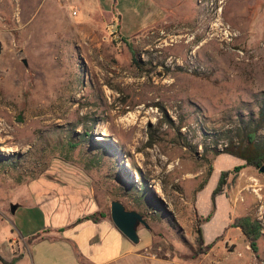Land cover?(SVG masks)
Returning a JSON list of instances; mask_svg holds the SVG:
<instances>
[{
	"label": "rangeland",
	"instance_id": "obj_1",
	"mask_svg": "<svg viewBox=\"0 0 264 264\" xmlns=\"http://www.w3.org/2000/svg\"><path fill=\"white\" fill-rule=\"evenodd\" d=\"M263 105L264 0H0L1 251L47 224L39 192L144 213L171 261L129 264H264V162L222 152Z\"/></svg>",
	"mask_w": 264,
	"mask_h": 264
},
{
	"label": "crops",
	"instance_id": "obj_2",
	"mask_svg": "<svg viewBox=\"0 0 264 264\" xmlns=\"http://www.w3.org/2000/svg\"><path fill=\"white\" fill-rule=\"evenodd\" d=\"M35 196L48 216L47 224L39 231L13 237L10 255L2 252L0 246L1 255L8 261L17 251L21 258L15 264H129L140 257L147 262L170 260L167 257L149 258L144 251L140 254V250L147 245L132 242L118 229L111 217L80 221V217L98 211V206L94 204L83 211L84 207L67 200L55 197L46 199L39 192ZM13 241L17 242L16 246ZM0 264L3 263L0 261Z\"/></svg>",
	"mask_w": 264,
	"mask_h": 264
},
{
	"label": "trees",
	"instance_id": "obj_3",
	"mask_svg": "<svg viewBox=\"0 0 264 264\" xmlns=\"http://www.w3.org/2000/svg\"><path fill=\"white\" fill-rule=\"evenodd\" d=\"M251 126H248L250 128ZM264 127V105L260 110V118L255 127L251 130L247 131L245 134V139L248 140L247 146L240 147L236 142L230 141L229 144L222 152H229L231 154L237 155L246 160L248 165H260L264 162V146L262 149L259 147V143L257 142L258 131ZM221 153V152H220ZM244 165H237L236 169H241ZM212 170L210 171V175ZM229 171H223L221 173L219 182L217 187L213 192V197L215 198L218 194H221L224 190V186L226 184V178L228 176ZM107 217V214L104 212L100 213V211L93 212L84 217H80L79 220L82 219H93L94 221H98L99 219ZM231 226L238 227L241 229L245 237L247 238L249 245L251 246L254 252H258L259 250V240L263 234V226L260 219H254L249 215L237 216L233 219ZM196 242L201 249H205V247H210L209 244L205 243L204 239V231L202 226L198 227ZM21 258V255L15 256L12 260L7 261L0 256V260L5 264H15L18 259Z\"/></svg>",
	"mask_w": 264,
	"mask_h": 264
},
{
	"label": "water",
	"instance_id": "obj_4",
	"mask_svg": "<svg viewBox=\"0 0 264 264\" xmlns=\"http://www.w3.org/2000/svg\"><path fill=\"white\" fill-rule=\"evenodd\" d=\"M260 170L264 172V165L260 167ZM111 218L118 229L136 244L140 242V235L138 232L140 224L149 227L144 213L128 209L121 200H112Z\"/></svg>",
	"mask_w": 264,
	"mask_h": 264
},
{
	"label": "built area",
	"instance_id": "obj_5",
	"mask_svg": "<svg viewBox=\"0 0 264 264\" xmlns=\"http://www.w3.org/2000/svg\"><path fill=\"white\" fill-rule=\"evenodd\" d=\"M144 254H145L147 257H149V258H150V257H151V258H158V257H159L156 253L148 251V248H145V250H144ZM166 255L168 256L169 253H166Z\"/></svg>",
	"mask_w": 264,
	"mask_h": 264
}]
</instances>
